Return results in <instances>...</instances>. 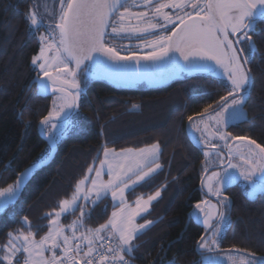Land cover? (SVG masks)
<instances>
[{"label":"snow or ice","instance_id":"6c2138e0","mask_svg":"<svg viewBox=\"0 0 264 264\" xmlns=\"http://www.w3.org/2000/svg\"><path fill=\"white\" fill-rule=\"evenodd\" d=\"M58 4V13L52 14L53 20L46 26L43 19H37L36 11L30 9L28 16L36 30L48 29L47 35L39 37V51L32 58V64L46 78L38 77L36 82L56 97L53 110L40 121L48 129L49 151L60 136L75 127L73 110L79 108L80 98L85 94L80 76L86 85L96 75L140 82L222 70L227 95L220 97L215 108L209 104L198 113L199 122L193 116L188 117L190 128L201 134L195 137L197 143L211 150L205 156L219 157L220 170L201 181L209 195L217 198V203L204 200L194 207V215L209 233L201 237L198 246L212 251L218 246L216 237L230 224L229 217L221 210L230 207L226 196L221 199L223 192L241 178L250 182L248 187L253 192H264V146L248 137H231L232 141L246 142L245 152L240 145L229 142L231 134L224 130L230 122L246 118L244 93L254 85L247 65L255 53L252 37L264 31L256 27L264 22V0H58ZM132 8L144 11L134 12ZM164 9L173 10L175 15ZM133 38L140 41L135 50L114 43L117 39ZM144 48L150 50L141 54ZM199 124H204V128ZM214 140L222 141L223 145ZM222 148L228 150L226 167ZM159 154L158 144L120 152L105 147L99 166H90L71 199L60 203L59 211L49 220L47 234L37 240L30 230L26 234L8 233L7 243L0 249L5 252L0 264L5 261L13 264L18 253L26 254L24 264H81V261L83 264H128L124 253L130 254L134 249L132 241L154 224L153 221L137 224L136 219L149 211L161 192L157 190L147 199L137 197L134 207L127 202L126 193L134 192L160 170ZM237 157L240 163H233ZM35 167L36 164L22 173L15 184L0 189V213L16 200L24 178ZM105 174L109 177L107 181L103 180ZM88 181L90 187L84 192L81 186ZM109 193L115 209L111 217L95 229L81 231L84 218L91 216L87 206L95 208ZM81 199L85 204L79 203ZM76 208H80L81 217L68 225L71 235H67L60 217ZM24 223H28L26 217ZM97 241L101 242L99 247L94 246ZM82 245L87 250L81 256ZM46 252L51 255L46 257ZM254 261L260 264L254 256L242 264ZM16 264H20L19 259Z\"/></svg>","mask_w":264,"mask_h":264},{"label":"trees","instance_id":"16d2710c","mask_svg":"<svg viewBox=\"0 0 264 264\" xmlns=\"http://www.w3.org/2000/svg\"><path fill=\"white\" fill-rule=\"evenodd\" d=\"M30 3L0 0V188L15 184L25 168L40 161L16 200L0 213V248L10 232L30 230L41 237L51 212L71 196L104 147L138 149L157 143L161 169L128 193L131 202L160 190L141 218L154 224L132 241L134 249L125 255L129 264H201L198 245L205 231L190 212L202 198L203 148L191 141L186 126L189 116L196 117L209 104L215 108L227 95L224 81L209 73L145 88L88 81L80 99L78 127L56 142L49 158L38 124L49 112L51 96L38 95L33 82L38 74L32 58L39 41L29 24ZM256 27L264 30V22ZM252 39L255 53L247 67L254 85L245 93L246 118L228 130L234 137H248L264 146V31ZM224 194L230 201V224L220 238V249L248 253L264 264V192L249 198L241 185L232 184ZM107 202L89 207L91 216L84 219L88 227L108 219L112 206ZM77 211L63 220L70 221Z\"/></svg>","mask_w":264,"mask_h":264},{"label":"rangeland","instance_id":"374dc122","mask_svg":"<svg viewBox=\"0 0 264 264\" xmlns=\"http://www.w3.org/2000/svg\"><path fill=\"white\" fill-rule=\"evenodd\" d=\"M30 9L33 10V11H36V12H37V19H38V20L43 19V23H44V25L46 26L47 24H49V23L53 20V15H52V14H53V13H58V10H59V4H58V0H31V3H30ZM131 10L134 11V12L144 11V9H142V8H132ZM188 10L190 11L191 9H188ZM29 11H30V10H29ZM164 11H165V12H170V13H172L173 15H175V12H173V10H171V9H164ZM28 16H29V12H28ZM132 23H136V21L133 20ZM29 24H30V21H29ZM30 27H31V29L37 34L38 41H39V37H40L41 35H47V34H48V29H47L46 27H41V28H39V30H36V29L33 28L31 25H30ZM169 27H171V26H169ZM149 38H150V37H149ZM114 43H115L118 47L121 46V45H123V46H125V47H127V48H131V49L135 50V45L138 44V43H140V41L137 40V39H135V38H133V39H123V40L117 39ZM242 46H243V45H242ZM39 47H40V41H39ZM149 50H150V49L144 48V49L141 50V54H143V52H147V51H149ZM37 54H38V53H37ZM37 54H36V55H37ZM122 54H123V52H122ZM177 55H178V54H177ZM141 63H145V62L141 61ZM33 67H34V69L37 71V74H38L39 76H42V73H40L38 67H37L36 65H33ZM94 71H95V70H94ZM209 74L212 75V76L218 77V78H220V79H222V80L224 81V76H223L222 70H220V69H217L215 72H213V73H209ZM179 77H182V76H181V75H172V76H167V77H165V78H159V79H144L143 81H140V82H132V83H133L132 86H133V87H143V88L148 87V86H159V85L166 84V83L170 82L171 80H173V79H175V78H179ZM78 78H79L80 81H81V85H82V87H84V86H85V81H84L83 77L80 76V77H78ZM94 79H95V80H103V81H113V80H115V79H113V78H111V77H108V76H105V75H96V76H94L93 78L89 79L88 81H91V80H94ZM88 81H87V82H88ZM151 84H152V85H151ZM244 96H245V99H246V94H245V93H244ZM55 99H56L55 95L51 96V102H50L51 104H50V109H49V111H52V110H53V102H54ZM80 99H81V98H80ZM79 105H80V102H79ZM243 108H244V106H243ZM73 112L76 113V115H75V127H74V129H76V128L78 127V125H79V122H80V120H81L82 114H81V112H80V108H78V109H74ZM244 112L246 113L245 109H244ZM194 119H195L197 122H199L200 117H199V116H196V117H194ZM241 120H242V119H241ZM239 121H240V120H239ZM237 122H238V121H237ZM190 123H191V122L189 121V122H188V126H187V129H188V133H189L190 138L192 139V141H193L196 145H198L199 147H202V148H203V160H202V164H201L202 171H203V178H202V180H206L207 177L210 176L211 173H212L213 171H219V170H220V166H219V157H217V156H215V155L207 156V157L205 156V152H206V151H211V150L208 149V148H206V147H204V145H203L202 143H197L195 137H198V136H200L201 134H200L199 132H196L195 129L190 128ZM209 123H210V122H209ZM235 123H236V122H235ZM231 124H233V123L230 122V123H229V126H230ZM229 126H227V127L224 129L226 132H228V133L231 134V136H230V138H229V142H230V143H233V144H238V145H240L241 150H243V151L246 152V151H247L246 142L232 141V140H231V137H234V136H233L232 133L228 130V127H229ZM199 127H200L201 129H203V128H204V124H199ZM74 129H73V130H74ZM73 130H72V131H73ZM209 130H211V128H210ZM72 131H71V132H72ZM44 132L48 135V129H47V127H44ZM71 132H70V133H71ZM68 134H69V133H67V134H65V135H63V136H61V137L58 139V141H59L62 137L67 136ZM213 142H214V143H219V144L223 145V142H222V141H215V140H214ZM155 144H157V143H155ZM152 145H153V144H152ZM150 146H151V145H150ZM150 146H145V147H141V148H147V147H150ZM253 147H254V146H253ZM104 148H105V147H104ZM104 148H103V150H104ZM107 148H109V149H113V150H115L116 152H120L121 150H126V149H132V150H134V151L140 149V148H138V149H134V148H126V149L116 150L115 148H112V147H107ZM159 149H160V148H159ZM103 150H102V152H101V155H100L99 159H98V160L95 162V164L93 165V168L98 167V166H99V162H100V160L103 159ZM221 150L223 151L224 156H225L224 166L226 167V166H227V163H228V160H227V152H228V150H227V148H222ZM46 157H47V155L44 156L43 159H45ZM232 162H233V163H240L238 157H237L236 159H233ZM159 164H160V163H159ZM206 169H207V171H206ZM230 171H237V170H230ZM87 174H88V173H87ZM258 174H259V173H258ZM90 175H94V172L91 173ZM83 178H84V177H83ZM83 178H82V179H83ZM108 178H109V177H108L106 174L103 176V180H104V181H107ZM82 179H80V180H82ZM80 180H79V181H80ZM79 181L77 182V184L79 183ZM249 183H250V182H246V181H244V180L241 178L240 181H239L238 183H234V184H239V185H241L242 188L244 189L246 195H247L249 198H254V197H255L260 191L257 190V191H255V192H253V191L248 187V184H249ZM77 184L75 185V189H74L73 193L71 194V196H69V197H67V198H65V199H69V200L71 199L72 195L75 193V190H76V186H77ZM81 187H82V189H83L84 192H87V191H88V188L90 187V181L86 182L85 185H82ZM5 188H6V187H5ZM0 189H4V188H0ZM201 189H202V198H201L200 201H198V202H196V203L194 204V206H193V208H192V210H191V212H190V216H191L195 221H197V222H198V223L204 228L205 233H204L203 236H206V235H208L209 233H208V231H206V228H205V226L201 223V221H200L199 219H197L196 216L194 215V207H195V205H196L197 203H199V202H201V201H204V200H208V201H210V203H212V204H216V203H217V198H216L215 196H211V195H209V193H208V191H207V188L204 187L202 184H201ZM159 191H160V190H159ZM155 192H156V191H155ZM155 192H154L153 194H150V195H154ZM148 196H149V195H147V196H138V197H143L144 199H147ZM223 197H225L224 192H223V196L221 197V199H223ZM105 198H109V201L107 202V199H105ZM65 199H63V200H65ZM92 199H95V197L93 196ZM126 199H127V202H128L130 205H132L133 207L135 206V200H136V199L133 200V202H130V201L128 200V193H126ZM63 200H61V202H62ZM101 200H105L107 203H110L111 206H112V208H111V210H110V215H109V217H108V219H109V218L111 217V213H112V211L115 210L114 207H113V202H112V200H111L110 193H109L107 196H105L103 199H101ZM101 200H100V201H101ZM61 202H60V203H61ZM153 202H154V201H153ZM153 202H152V203H153ZM79 203H81V204H85V202H84L82 199H81V201H80ZM152 203H151V204H152ZM59 205H60V204H59ZM202 206H203V205H202ZM89 207H90V205L87 206V211H89ZM76 210H78V211H77V214H76L74 217H72V218H73V221L78 220V219L81 217V210H80V208H76ZM221 210H223V211L225 212V214L229 217L228 208H223V209H221ZM56 211H59V207H58L56 210H54V211L51 212L50 217H49L48 222H47V230H46V231L44 232V234H43L41 237H39V238H37V237L35 236V234H34L35 239L39 240L40 238H42L44 235L47 234L48 226H49V220H50L52 217H54ZM71 212H72V211H70L69 213H71ZM69 213H67L66 215H68ZM144 214H145V213H143L142 215H144ZM66 215H63V216L60 217V223H61V225H63V226L65 227V229H66L65 234H67V235H71V231H67V230H68L67 222H65V221L63 220V218H64ZM142 215H141V216H142ZM141 216H140V217H137V219H136V223H137V224H145L146 222H148V221H141V220H140ZM84 219H85V218H84ZM108 219H107V220H108ZM216 219H218V217H217ZM107 220H106L104 223H106ZM83 223H84V229H85V230L88 229V228H90V227H88V226L85 224L84 221H83ZM104 223H103V224H104ZM213 223H215V221H213ZM99 226H100V225H99ZM99 226L93 227V228H91V229H95V228H97V227H99ZM87 227H88V228H87ZM227 227H228V225L224 228V231L222 232V234H221L220 236L216 237V239H217V241H218V246H214L212 251H208L207 249H201V248L198 247L199 250H200L201 253H202V255H201V264H210V262H212V261H214L215 264H242V262H246L248 259H250L251 257H253L252 255H250V254H248V253H245V252H241V251H239V250H221V249H220V247H219V244H220V238H221V236L224 234V232H225V230H226ZM84 229H81V231H84ZM18 232H24V233L26 234L28 231H18ZM18 232H11V233L16 234V233H18ZM32 232L34 233V231H32ZM101 235H106V233H101ZM7 240H8V239H7ZM6 243H7V241H6L4 244L1 245V248H0V249H3V246H4ZM199 243H200V242H199ZM57 253L59 254V249H57ZM4 254H5V252L1 250V251H0V258H2ZM124 254H125V253H124ZM50 255H51V253H49V252H46V253H45V256H46V257H47V256H50ZM15 258L20 260V264H24V261L27 259V256H26V254H24V253H18V254H17V257H15ZM255 258H256V257H255ZM257 259L260 260V264H263V262L261 261L260 258L257 257ZM253 264H255V261L253 262Z\"/></svg>","mask_w":264,"mask_h":264},{"label":"water","instance_id":"95a60500","mask_svg":"<svg viewBox=\"0 0 264 264\" xmlns=\"http://www.w3.org/2000/svg\"><path fill=\"white\" fill-rule=\"evenodd\" d=\"M38 77L41 78V79H46V78H44L43 76H39V75H38V76H35L33 82L36 84L38 95H40V96H53L54 94L51 92L50 89H48L47 91H45V90H43V89L41 88V86L39 85V83L36 82ZM108 82H111L112 84H114V85H116V86H121V87H131L132 84H133L132 82H122V81H117V80L108 81ZM245 93H246V92H245ZM197 116H198V115H197ZM42 119H43V118H42ZM42 119H41V120H42ZM188 122H189V120L187 121V126H188ZM187 126H186V128H187ZM38 131H39V134L41 135V137L47 142V144H48V146H49V148H50V143H49L48 135L44 132V127L41 126L40 122H39V124H38ZM187 134H188V136H189L188 129H187ZM189 138H190V136H189ZM190 139H191V138H190ZM191 141H192V139H191ZM192 142H193V141H192ZM193 143H194V142H193ZM194 144H195V143H194ZM195 145H196V144H195ZM197 146H198V145H197ZM55 151H56V143L53 144V145H51V150H50V156H49V158H51V157L54 155ZM33 165H34V164H33ZM33 165H31V166L25 168V169L19 174V176L17 177V179L20 178L21 174L24 173L27 169L31 168ZM39 166H40V164H36V167L33 168L32 171H31L30 173H28L27 177H28L33 171H35L37 168H39ZM258 175H259V174L257 173V176H258ZM27 177H26V178H27ZM26 178H24L23 183H24V181H25ZM202 178H203V175H202V177H201V181H202ZM16 181H17V180H16ZM201 181H200V186H201ZM23 183H22V185H21V188H22V186H23ZM21 188H20V191H21ZM20 191H19V193H20ZM19 193H18V195H19ZM18 195H17V197H18Z\"/></svg>","mask_w":264,"mask_h":264},{"label":"built area","instance_id":"2783aa9c","mask_svg":"<svg viewBox=\"0 0 264 264\" xmlns=\"http://www.w3.org/2000/svg\"><path fill=\"white\" fill-rule=\"evenodd\" d=\"M100 243H101L100 241H97V242H95L94 246H95V247H99V244H100ZM112 246L114 247L115 244L113 243ZM86 250H87V248H85L84 245H82L81 256L83 255V251H86ZM124 258H125V260L128 261V264H129V260H128V258H127V256H126L125 254H124ZM16 262H17V260H16V259H13V264H16ZM6 264H7V263H6ZM81 264H83V261H81Z\"/></svg>","mask_w":264,"mask_h":264},{"label":"crops","instance_id":"0c3cea01","mask_svg":"<svg viewBox=\"0 0 264 264\" xmlns=\"http://www.w3.org/2000/svg\"><path fill=\"white\" fill-rule=\"evenodd\" d=\"M151 85H152V84H151ZM160 169H161V168H160ZM158 171H159V170H158ZM158 171H157V172H158ZM151 194H153V193H151ZM149 195H150V194H149ZM157 199H158V198H157ZM134 200H135V199H134ZM155 201H156V200H155ZM155 201H154V202H155ZM131 202H133V201H131ZM154 202H153V203H154ZM153 203H152V204H153ZM152 204H151V205H152ZM151 205H150L149 210L151 209ZM148 212H149V211H148ZM148 212H146V213H148ZM146 213H145V214H146ZM145 214H144V215H145ZM144 215H142L141 218H142ZM141 218H140V220H141ZM146 221H150V220H146ZM72 222H73V218L70 219V221H69V220L67 221V225H70ZM87 228H88V227H87ZM67 231H71V230L68 229ZM84 231H85V229H84ZM84 247L86 248V245H84ZM14 259H15V258H14ZM6 263H7V262L5 261V264H6Z\"/></svg>","mask_w":264,"mask_h":264},{"label":"bare ground","instance_id":"6f19581e","mask_svg":"<svg viewBox=\"0 0 264 264\" xmlns=\"http://www.w3.org/2000/svg\"><path fill=\"white\" fill-rule=\"evenodd\" d=\"M16 259V258H15ZM17 260V259H16Z\"/></svg>","mask_w":264,"mask_h":264}]
</instances>
